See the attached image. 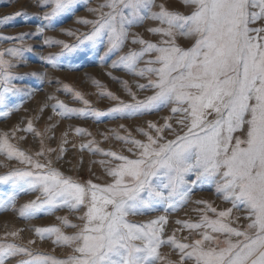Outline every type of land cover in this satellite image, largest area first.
I'll use <instances>...</instances> for the list:
<instances>
[{
  "label": "snow or ice",
  "instance_id": "snow-or-ice-1",
  "mask_svg": "<svg viewBox=\"0 0 264 264\" xmlns=\"http://www.w3.org/2000/svg\"><path fill=\"white\" fill-rule=\"evenodd\" d=\"M88 3L90 0H40L41 7L50 8L42 18L59 21ZM180 3L183 11L158 0H99L95 7L87 8L94 20L77 21L91 25L90 33L61 29L75 36L76 44L45 37V32L57 30L52 23L31 34L43 38L45 45L60 46V53L41 57L58 70L62 58L79 54L87 58L100 46H106V54L123 52L111 66L146 79L147 84L137 87L152 95L139 99L122 81L133 102L119 101L111 108L109 113L115 118L130 119L164 109L171 114L163 118V124L148 121L147 130L138 128L144 139L135 138L127 129V136L113 130L115 139L127 146L128 155L104 150L94 139L80 145L81 151L107 158L99 161L111 178L103 184L81 183L65 175L46 157V152L55 149H45L43 141L35 157L17 147L12 142L17 131L41 135L31 121L26 129H13L11 135L0 133V156L24 165L0 175V186L6 188L0 190V211H16L22 194L38 193L19 208L23 220L64 209L82 212L76 216L77 223L57 216L59 225L32 229L41 241L51 240L56 247L70 250L66 257L16 243L25 231L19 229L0 236V264H264V0ZM20 15L25 13L4 19ZM148 21L155 26L146 31L158 37L156 42L133 32ZM180 38L191 41L190 46H181ZM130 39L140 47L125 52ZM0 40L19 42V46L0 51V106L8 109L11 97L21 91L14 83L19 77L13 74L18 66L13 61H23L25 52L33 48L27 44L26 34L0 36ZM39 75L43 80L47 74ZM65 89L71 91L68 86ZM73 95L89 105L81 93ZM107 95L119 100L111 92ZM12 110L2 115L9 116ZM53 112L62 118L106 115L96 109L70 108L59 100ZM75 132L91 136L83 129ZM39 157H45L44 161ZM192 175L194 180L186 179ZM203 184H214L216 193L231 207L218 211L209 201H193L194 188ZM190 203L203 206L194 209L199 219L177 220L180 227L165 238L169 215ZM234 210L244 213L246 223H239L241 217H234ZM158 212L163 214L144 222L133 219ZM65 229L73 230L72 234ZM184 231L189 235L178 239L176 232ZM35 243L34 239L27 241L28 245ZM163 247L172 249L179 259L167 260Z\"/></svg>",
  "mask_w": 264,
  "mask_h": 264
},
{
  "label": "rangeland",
  "instance_id": "rangeland-1",
  "mask_svg": "<svg viewBox=\"0 0 264 264\" xmlns=\"http://www.w3.org/2000/svg\"><path fill=\"white\" fill-rule=\"evenodd\" d=\"M166 6L183 11V6L180 0H158ZM99 0H90L87 6H81L80 10L73 16L63 18L59 21H46L43 14L50 11V8L41 7L40 0H0V36L3 37H17L21 34H26L27 44L33 48L32 52H25L23 61H13L18 66L14 68L13 74L19 79L14 83L21 91L12 96L10 99L8 109L0 106V133L8 132L11 135L13 129H26L28 122L31 121L34 129L41 133L37 136L35 133L27 131H17L16 139L12 142L17 147L24 150L27 154L33 155L41 150L55 149L54 152H46V157L53 161V166L60 169L65 175L71 176L81 183L89 180L94 183L103 184L109 181L100 165L99 161L107 159L99 154H93L87 150L81 151L80 145L88 143L89 140H95L97 145L104 150L124 151L128 155L125 145L114 137L113 130L122 136H127V129L131 132L132 136L137 139H144L137 132L138 128L147 130V122L152 121L157 124H163V118L169 116L171 113L169 109L163 111L145 114L130 119L115 118V114L109 113L111 108L117 106L119 101L125 103H132V97L128 94L122 81H126L128 87L136 94L139 99H144L146 96L152 95L150 91L138 89V84H147V80L137 75H133L121 68H113L111 65L118 59L119 53L113 55L112 53L106 54V46H100L94 54H90L87 58L83 54L73 56L71 58H62L63 66L58 70L53 68L47 60L41 57L49 55H56L60 53V46H48L43 43V38L39 36H31L36 32L37 27L44 26L49 23L56 24V31L45 32V37H51L55 40L64 41L68 44H76L75 36H68L64 34L63 30H71L79 33H90L92 31L91 25H84L77 21L81 18L94 20L96 17L87 11L88 7H95ZM25 13V15L16 16L14 19L5 20V17L14 16L16 13ZM155 26L153 22L148 21L143 27L133 29L145 39L156 42L158 37L146 31L147 27ZM31 36L29 39L28 37ZM178 43L181 46H190L191 41L180 38ZM19 46L18 41L13 40H0V51ZM139 45H133L131 39L125 46V52L130 48L139 49ZM69 64L73 67H69ZM145 65L142 63L140 67ZM36 73L37 75H32ZM46 73V77L41 80L39 74ZM103 87H97V83ZM65 86H68L71 91H66ZM31 92V95L27 93ZM73 92L82 94L85 100L89 101V105H85L82 101L75 98ZM111 92L119 100L110 99L107 95ZM55 97L56 99H50ZM57 100L63 101L70 108L75 109H96L106 115L99 118H82L73 115L71 118H62L53 112V106L57 104ZM9 116H3L2 113L11 110ZM174 124V121H173ZM124 125V128L120 126ZM175 126V124H174ZM75 129H83L88 135H77ZM65 133L67 136L65 137ZM24 137V139H20ZM107 137V139H105ZM67 143H63L64 139ZM171 138V137H169ZM61 147L66 151L61 152ZM58 157H62L58 159ZM43 162L45 157H39ZM0 164H6L7 167L0 166V175L5 174L12 168L24 165L16 161H7L3 156H0ZM186 179L194 180L195 176L186 177ZM0 190H6L5 186H0ZM38 193L22 194L16 202V211H0V236L5 232L25 229L20 233L21 239L16 240V243L26 245L34 251H39L57 258H64L68 255V249H61L56 247L51 240L41 241L35 236L32 229L37 227H48L51 225H59L57 216H67L73 223H77L76 216L81 213H71L67 209L57 211L55 215L40 216L39 218L26 221L20 218L18 210L26 202L36 198ZM192 200H206L212 203L213 207L217 210H225L231 205L225 202L221 196L216 193L214 184L198 185L193 190ZM202 205L194 203L188 204L184 209L169 215V223L166 226L165 238L170 236L180 226L175 222L177 220L196 222L199 219V213L194 211ZM162 212L153 213L151 216L133 218L137 222H144L149 219H154L157 215H162ZM209 215H212L211 213ZM233 216H240V224L246 223L242 218L243 212L234 210ZM67 234L71 235L73 230L65 229ZM188 232H176L178 239L188 236ZM30 239L36 240L34 245H28L27 241ZM192 237H189V241ZM162 254L167 260L176 261L179 257L176 253L168 248L161 249ZM15 264V261L13 262ZM166 264V262H165Z\"/></svg>",
  "mask_w": 264,
  "mask_h": 264
}]
</instances>
